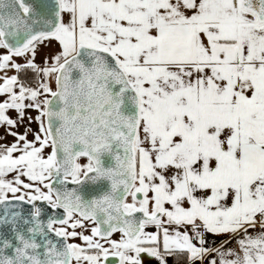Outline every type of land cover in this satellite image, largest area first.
Masks as SVG:
<instances>
[{"label":"snow or ice","instance_id":"6c2138e0","mask_svg":"<svg viewBox=\"0 0 264 264\" xmlns=\"http://www.w3.org/2000/svg\"><path fill=\"white\" fill-rule=\"evenodd\" d=\"M0 264H264V0H0Z\"/></svg>","mask_w":264,"mask_h":264}]
</instances>
